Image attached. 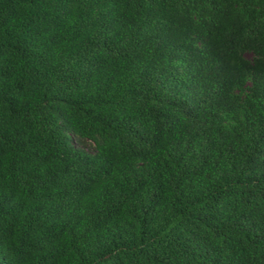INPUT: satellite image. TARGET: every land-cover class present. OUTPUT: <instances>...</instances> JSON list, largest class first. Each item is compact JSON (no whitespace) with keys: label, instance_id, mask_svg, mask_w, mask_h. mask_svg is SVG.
<instances>
[{"label":"trees","instance_id":"1","mask_svg":"<svg viewBox=\"0 0 264 264\" xmlns=\"http://www.w3.org/2000/svg\"><path fill=\"white\" fill-rule=\"evenodd\" d=\"M0 264H264V0H0Z\"/></svg>","mask_w":264,"mask_h":264}]
</instances>
